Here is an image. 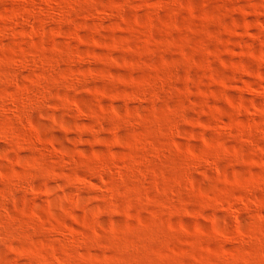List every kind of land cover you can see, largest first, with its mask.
I'll list each match as a JSON object with an SVG mask.
<instances>
[{"label":"rangeland","instance_id":"rangeland-1","mask_svg":"<svg viewBox=\"0 0 264 264\" xmlns=\"http://www.w3.org/2000/svg\"><path fill=\"white\" fill-rule=\"evenodd\" d=\"M0 264H264V0H0Z\"/></svg>","mask_w":264,"mask_h":264}]
</instances>
